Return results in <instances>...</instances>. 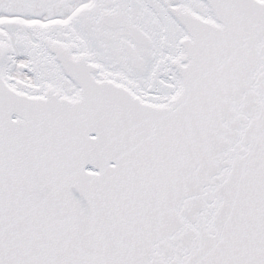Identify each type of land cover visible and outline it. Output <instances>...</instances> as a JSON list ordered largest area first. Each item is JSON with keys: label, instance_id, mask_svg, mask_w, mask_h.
I'll use <instances>...</instances> for the list:
<instances>
[{"label": "snow or ice", "instance_id": "snow-or-ice-1", "mask_svg": "<svg viewBox=\"0 0 264 264\" xmlns=\"http://www.w3.org/2000/svg\"><path fill=\"white\" fill-rule=\"evenodd\" d=\"M0 264H264V0H0Z\"/></svg>", "mask_w": 264, "mask_h": 264}]
</instances>
